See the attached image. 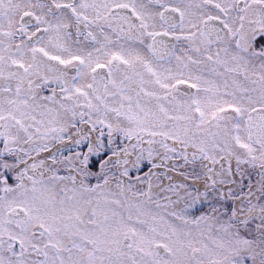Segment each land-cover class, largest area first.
<instances>
[{
    "label": "snow or ice",
    "instance_id": "snow-or-ice-1",
    "mask_svg": "<svg viewBox=\"0 0 264 264\" xmlns=\"http://www.w3.org/2000/svg\"><path fill=\"white\" fill-rule=\"evenodd\" d=\"M0 264H264V0H0Z\"/></svg>",
    "mask_w": 264,
    "mask_h": 264
}]
</instances>
